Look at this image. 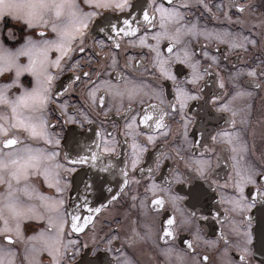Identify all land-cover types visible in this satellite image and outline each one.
Segmentation results:
<instances>
[{"label": "snow or ice", "instance_id": "1", "mask_svg": "<svg viewBox=\"0 0 264 264\" xmlns=\"http://www.w3.org/2000/svg\"><path fill=\"white\" fill-rule=\"evenodd\" d=\"M195 8L229 26L209 27ZM108 11L125 18L113 22ZM96 17L99 39L89 30ZM221 44L246 67L225 77ZM130 48L147 53L136 58ZM69 67L73 77L57 89ZM209 82L223 94L205 93ZM78 86L84 107H70L63 97ZM261 92L264 0H0V264H264L255 251L257 240L264 250V96L258 109L253 104ZM206 108L230 113L227 127L197 128ZM54 112L59 119L51 118ZM110 114L124 120V134L132 137L130 157L117 162L122 181L97 189L90 179L84 189L97 193L99 206L89 208L95 213L127 197L128 208L115 214L126 226L116 223L81 242L72 234L84 233L90 221L95 228V221L70 212L64 194L77 166L113 172L114 157L102 163V153L119 156L118 141L106 133L111 139L101 136L102 153L96 140L69 151L52 129L83 127L93 117L104 122ZM81 206L88 207L87 195ZM31 221L43 226H29L27 235ZM210 221L220 226L214 238L207 234Z\"/></svg>", "mask_w": 264, "mask_h": 264}, {"label": "flooded vegetation", "instance_id": "2", "mask_svg": "<svg viewBox=\"0 0 264 264\" xmlns=\"http://www.w3.org/2000/svg\"><path fill=\"white\" fill-rule=\"evenodd\" d=\"M220 0H212V3H219ZM223 2L227 5L228 0H223ZM241 3L245 2V0H240ZM194 14L199 15L202 23H207L209 27H216V28H222V27H228L227 22H220L214 19L212 14L207 13L203 8H195L192 10ZM108 13H111L110 18H112L113 22H115V18L117 16L120 17L121 21L125 18L122 14L119 12L113 13L111 11L105 12L104 16L108 15ZM213 13L216 15H221V13L217 12V9L213 7ZM231 15L233 16V19L238 15L237 10L233 9ZM101 20V17L94 18V21L92 24L89 25V30L91 32V35L96 37L97 39L104 36V33H98L97 30V23ZM102 26V25H101ZM123 26V25H121ZM167 42H165L166 45ZM89 44H91V41H89ZM220 53L221 55V65L223 67V75L227 77V75L230 72L235 71L237 68L246 67V63H241L236 55L234 53H229L227 50V45H219ZM210 52L213 55H217L214 48L209 49ZM99 52V49H97V53ZM147 53V49H139V48H130L128 50V55L134 56L136 58H139L141 56H145ZM257 56H259V52H257ZM225 57H227L225 59ZM54 58V56H53ZM75 59H86L85 56H82L81 54H74ZM247 60V58H245ZM211 62V61H209ZM93 63H96L95 60H93ZM210 75L213 79L216 78V71L214 68L208 69ZM79 74V72H77ZM73 77V72L71 68H66L65 71L59 76L58 80L56 81V87L57 89L60 88L61 85H67V82ZM207 79V77H206ZM249 78L245 75L241 77V81H247ZM22 81L25 83L26 86H31L32 78L29 74H25L22 77ZM83 83V78H82ZM82 86V84H81ZM165 88L168 89L169 93L172 91L171 82L168 81L165 83ZM208 91H216L218 94H223L221 90H219L218 86L213 88L212 84L209 82L208 87L205 88V93ZM227 91L229 94H231L232 89L230 87L227 88ZM261 96H264V92H261L259 95H257L254 98L253 104L255 108H259L260 98ZM167 99L171 100L172 96L171 94L168 95ZM63 100L67 101L70 107L75 108H81L84 107V104L80 100V91L79 86L76 88V91L74 93H71L70 95H66L63 97ZM203 103V102H201ZM242 103L237 102V107H241ZM134 107L138 108L139 105H134ZM193 108L196 109L195 103L193 104ZM86 110V109H85ZM51 111V109H50ZM52 119H59V112H54L52 114ZM230 113L228 112H216L215 108H206L205 111L199 112V115L196 116L197 125L198 128L200 124L206 123L207 127L209 129H215L217 127L219 128H226L227 125L225 121L229 120ZM93 120L95 123L90 124L87 121L83 122V127H80L78 124L75 123H68L64 124L63 127H54L52 129L53 133H61L62 136V145L66 150L71 151L72 148L76 146L77 143L79 144H90L91 140H96L97 144L99 146V151L102 153V149L105 145V140L101 139V136H105L106 140H110L111 136H106V133H111L112 136H115L116 140L118 141V144L116 145L117 152L120 153L119 156H117L115 153H102V163L106 162L103 160V157L113 156L114 157V163L117 164L116 168L113 170V172L104 173L99 170L97 167H93L92 164H85L82 166H77V171L75 173H72L73 182L72 186L65 192L64 198L66 200V207L69 209L70 212L75 211L76 214L81 215V217H88L91 216L92 219L95 221V228L92 227L91 221L89 222V225L87 228H85L84 233H73L71 238L72 239H79L81 242H84L88 240V237L91 235L92 232H96L97 236L104 235L110 227H114L116 223H120L122 225L126 226V222L123 219L122 216L117 217L116 213H123L128 208V198H118L116 201H114L112 204L108 205L105 209H103L100 213L90 212L89 208H95L99 206V201H97L96 192L91 193H85L84 184L88 183L89 180L95 181L96 188L99 189L101 187L102 183H105L109 180L112 181H122V177L119 175V169L123 167V164L117 163L119 161H126L130 155H131V143H132V137L131 136H125L124 134V120L120 116H116L115 114H110V118L104 122H101L99 120H95V117H93ZM239 120V117H237V121ZM170 125H172L173 128H175V122L169 118L167 121ZM63 123V122H61ZM113 125H117L118 127L116 129L113 128ZM144 126H141L143 129ZM169 140L172 139V137L168 138ZM163 141L158 140L157 142V148L156 149H150V154H154L155 151L159 150V145ZM260 147L259 143V137H257V148ZM94 152L97 151V148L92 149ZM85 155L87 153H84ZM138 167H147V162H145L142 166ZM166 171V169H165ZM144 177H147V173H143ZM137 178L139 179V174H137ZM143 184V181H142ZM108 187H115V183L108 185ZM135 187V186H133ZM44 190H47V186H44ZM119 190V189H117ZM54 192V190H53ZM51 194V193H50ZM85 195H87L88 199V207H82V201L85 199ZM105 195H107V191L105 189ZM79 196V199L77 197ZM104 203L107 204V201H104ZM75 205L76 208L73 209L71 206ZM254 215H257V223L255 227L257 230H259V216L258 214L253 212ZM83 222V221H81ZM37 225L40 227L43 226V222H26V234L31 235L32 233L27 231V228L30 226L33 230L36 229ZM220 226L215 221H210L207 226V234L209 238H214V235L219 234ZM184 238L186 239L187 236L185 235ZM90 243V241H89ZM256 260L264 261V250L261 249L259 240L256 242ZM83 255V253H82ZM46 256V254H45ZM87 258V257H85Z\"/></svg>", "mask_w": 264, "mask_h": 264}, {"label": "water", "instance_id": "3", "mask_svg": "<svg viewBox=\"0 0 264 264\" xmlns=\"http://www.w3.org/2000/svg\"><path fill=\"white\" fill-rule=\"evenodd\" d=\"M111 15V13H108V15H106L105 17H108V16H110Z\"/></svg>", "mask_w": 264, "mask_h": 264}]
</instances>
